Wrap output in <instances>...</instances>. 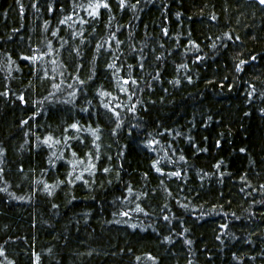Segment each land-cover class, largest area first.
<instances>
[{
	"label": "trees",
	"instance_id": "obj_1",
	"mask_svg": "<svg viewBox=\"0 0 264 264\" xmlns=\"http://www.w3.org/2000/svg\"><path fill=\"white\" fill-rule=\"evenodd\" d=\"M95 2L0 0V264H264V6Z\"/></svg>",
	"mask_w": 264,
	"mask_h": 264
},
{
	"label": "snow or ice",
	"instance_id": "obj_2",
	"mask_svg": "<svg viewBox=\"0 0 264 264\" xmlns=\"http://www.w3.org/2000/svg\"><path fill=\"white\" fill-rule=\"evenodd\" d=\"M125 3H126V0H120V4H119V6H120L121 8H123V7H125ZM259 3L262 4V5H264V0H259ZM87 7H88V9H90V11H88V15H89V16H92V17H95V16L99 15V9H100L101 7L107 8V7H109V5H108L106 2H105V3H102V2H100V0H97V2H95V3H89ZM49 10H50V11H54L53 8H50ZM21 11H23V6H21ZM213 19H215V17H213ZM66 22H67V20L61 21V23H66ZM166 32H167V30H165V33H166ZM237 39H238V37H237ZM213 46L215 47V45H213ZM28 59L36 60V59H38V57H28ZM197 59L199 60L200 57L197 56ZM253 59H255V57H253ZM245 63H246V61H243V60L240 61V65H243V64H245ZM240 65H238L237 67L239 68ZM114 66H115V65H109V67H114ZM141 67H142V65H141ZM241 70H242V69H241ZM188 79L190 80L191 77H189ZM77 80H78V82H79L80 84H84V83H85L83 80H79L78 77H77ZM128 83H129L128 80H125V81H124V84H125V85H127ZM131 83L135 84V83H137V82H136L135 80H132ZM54 87H57V88H58L59 85H55ZM120 91H122V92H127V91H128V88H127V87H122V88H120ZM253 91H255L254 88H253ZM70 95H75V93H70ZM101 95H110V93L103 92V93H101ZM249 95H252V92H249ZM20 99L23 101V100H24V97L21 96ZM105 107H106V108H109L110 111L113 113V115H114L115 117L119 118V115H120V114H119V112H117L116 108L112 107V105H110V104H106ZM132 111H135V108H134V107L132 108ZM209 119H211V118H209ZM25 123H27V121H25ZM69 127L72 128V129H77V130L80 129V125H79L78 123H72L71 125H69ZM118 127H119V125H118ZM92 131H93V135H96V130L93 129ZM97 139H99V136H97ZM52 140H53V138H52L51 136H49V137H47V138L45 139V142L48 143V142H51ZM93 142L95 143V141H93ZM148 143H149V144H153V143H156V141H149ZM217 144H219V142H217ZM241 151L243 152V151H246V150H245V149H241ZM53 155H55V153H53ZM73 155L75 156V153H73ZM181 159H183V157H181ZM219 166H220V165L217 164V167H219ZM93 167H95V166L93 165ZM85 170H86V171H90V169H85ZM104 171L107 172L108 169H104ZM157 171H162V169L157 168ZM173 175H179V173H173ZM82 178H83L82 176H78V177H76V179H82ZM3 191H7V188L3 189ZM49 191H50V190H49ZM128 191L131 192L132 189L129 188ZM137 210L139 211V210H141V209H139V207H137ZM122 215L127 216L128 213H127V212H124V213H122ZM165 219H168V217H165ZM133 227H135V225H133ZM225 227H226V226H225ZM189 243H191V241H189ZM37 259H39V257H37ZM137 259H139V258H137ZM153 259H155V258L153 257Z\"/></svg>",
	"mask_w": 264,
	"mask_h": 264
},
{
	"label": "water",
	"instance_id": "obj_3",
	"mask_svg": "<svg viewBox=\"0 0 264 264\" xmlns=\"http://www.w3.org/2000/svg\"><path fill=\"white\" fill-rule=\"evenodd\" d=\"M259 3V0H256ZM260 4V3H259ZM262 5V4H261ZM264 6V5H263Z\"/></svg>",
	"mask_w": 264,
	"mask_h": 264
}]
</instances>
